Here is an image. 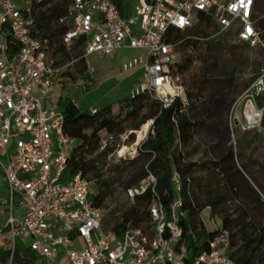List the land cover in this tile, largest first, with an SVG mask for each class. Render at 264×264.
<instances>
[{
	"label": "built area",
	"instance_id": "2783aa9c",
	"mask_svg": "<svg viewBox=\"0 0 264 264\" xmlns=\"http://www.w3.org/2000/svg\"><path fill=\"white\" fill-rule=\"evenodd\" d=\"M42 2L0 0V178L8 212L0 235L7 228L9 264L18 241L26 242L41 264H187L179 174H171L176 193L171 204L153 195L147 224L127 225L120 234L103 229L102 212L89 199L91 183L80 173L65 175L68 148L75 141L65 136L63 114L52 95L70 81L68 73L76 74L80 60L86 69L73 87L86 93L99 84L90 58L112 59L121 50H139L120 65L124 74H140L128 97L148 94L167 107L183 88L172 73L185 40L179 34L197 26L200 18L214 25L213 37L231 36L264 55V38L255 28V0H70L60 19L70 25L62 45L67 52L77 47L81 57L69 60L56 53L48 38L34 34L32 9ZM89 112L95 114L96 108ZM262 121L264 68L229 110L226 128L233 148L235 132L259 129ZM120 151L118 157L125 159ZM155 183L147 173L124 190V197L132 203L148 188L153 191ZM231 252L230 234L221 230L190 264H237Z\"/></svg>",
	"mask_w": 264,
	"mask_h": 264
},
{
	"label": "trees",
	"instance_id": "16d2710c",
	"mask_svg": "<svg viewBox=\"0 0 264 264\" xmlns=\"http://www.w3.org/2000/svg\"><path fill=\"white\" fill-rule=\"evenodd\" d=\"M69 5L70 0H43L32 9L34 34L48 38L56 45V53L66 60L81 57L77 47L67 52L62 45V36L70 29V25L61 23L60 19L66 17ZM254 20L256 30L264 38V0H255ZM209 25L208 20L200 18L196 27ZM197 28L186 30L184 36L182 35L185 38L182 47L187 50V54L172 72L174 77L181 79L182 87L184 82H190L191 88L184 93V98L176 97L169 106L163 107L158 99L144 94L134 99L127 96L117 106L107 105L91 114L89 109L78 107L70 98L59 97L63 132L75 141L65 175L80 173L91 183L89 199L100 211L110 209L115 203L114 190L111 187L115 178L127 176L122 186L124 195V190L136 186L147 173L155 177L153 191L148 188L143 194L136 195L132 203L125 198L128 209L120 214L113 227H103L120 234L127 225L139 227L141 223H148L146 209L153 195H157L165 206L171 204L176 196L171 174L176 171L181 180L179 196L185 212L182 222L183 238L187 247L185 262L190 264L208 248V242L219 231L226 230L231 238L230 257L237 264H264V187H261L253 176L246 174L244 166L243 169L237 167L232 146L226 150H202L195 144L202 123L193 115L196 108L192 104V97L195 94L191 92L197 90L199 94L203 89L213 90L207 102L214 104V98L233 85V78L229 76L226 78L227 82H216L215 85L201 79L205 77L206 71L195 66V62H200L201 59L200 53L196 52V44L201 43L205 50H211L219 46L220 38L200 42V31ZM7 39L10 43V36H7ZM261 58L260 68L257 74L246 81L247 86L264 68L262 52ZM195 68L198 69L194 71ZM85 69L84 60L77 62L76 74L68 73V84L76 83ZM95 73L98 74L97 71ZM149 121H152V125L147 137L139 144L135 156L128 162L129 166L115 165L107 174L103 173L99 164H103L114 152L117 146L114 139L128 133V137L132 139L133 134ZM200 153L201 159L210 157V160L202 164L193 162L192 158ZM197 167L201 174L196 172ZM261 167L264 169V166ZM254 183L259 185L261 190L256 188ZM247 201L249 202L246 203ZM233 203L236 207H242L241 215L236 219L228 212L224 214L218 209L223 204ZM205 208H210L213 215L218 214L221 220L219 231H206L200 220V213ZM234 226L240 227L239 234L243 240L239 250H234ZM248 227H252L254 234L246 232ZM3 232L7 233V228H4ZM9 255V248L0 251V263L9 264ZM36 260L37 257L28 249L21 253L15 248L11 264H36Z\"/></svg>",
	"mask_w": 264,
	"mask_h": 264
},
{
	"label": "rangeland",
	"instance_id": "374dc122",
	"mask_svg": "<svg viewBox=\"0 0 264 264\" xmlns=\"http://www.w3.org/2000/svg\"><path fill=\"white\" fill-rule=\"evenodd\" d=\"M17 3L21 5L20 2ZM195 28L197 27H193V29ZM197 30L200 31V42L205 43L210 38L218 40L217 37H213L215 36V28L212 24L209 26H201L200 28L198 27ZM183 34H179L180 38ZM183 38L184 37L181 39ZM196 52L200 53L201 59L200 62H195V66L204 68L206 71L205 77L201 79L215 85L216 82H227L226 78L229 76L233 78V85L230 89L223 90L221 95L216 96L214 98V104L212 102H207V98L212 94L213 90L203 89L199 94L197 90L191 92L195 94L192 97V104L196 108L193 115L202 123V128L196 136L195 144L202 150L209 148L213 150H218L220 148L221 150H226L230 146L233 147V139L229 136L226 128L229 110L234 100L247 87L246 81L257 74L260 68L259 63L262 61L261 52L258 48H246L243 47L242 44L237 43L234 39L224 37L220 38L219 46L211 50H205L201 43H197ZM138 54H140L139 50H121L112 59L90 58L88 63L98 72V86L89 92L83 93L80 89L74 88L73 85L67 83L61 85L55 93H53L52 100L56 101L59 97H67L82 109H99L107 105L117 106L128 96L130 84L140 78V74L130 78L128 74L122 73L120 71L121 62L128 57ZM186 54L187 50L180 45L177 50L178 59L181 61ZM198 68H195L194 71ZM177 83L180 85L181 79H179ZM190 88V82H184V87L179 92V95L184 98V93L189 91ZM215 104L217 105L216 109ZM151 125L152 123L150 121L144 124L139 131L133 134L132 139L128 137L129 133L114 139L117 145L114 152L103 164H99V168L102 172L107 174L115 165H122L123 167L129 166L128 162L135 156V150L142 140L147 137ZM234 139L235 148H233V152L237 167L243 169L244 166L246 174H248V176H253L254 180L258 181L261 187H264V169L261 167L264 166V121H262L261 127L254 131L247 133H242L240 131L235 132ZM68 149L71 153L73 147L70 146ZM122 150L125 159L118 157V152L120 151V154H122ZM209 160L210 157L201 159V153L192 158V161L198 164H202L203 162L207 163ZM196 172L201 174L198 167L196 168ZM126 178L127 176H122L120 178H115L112 182L111 187L114 190L115 203L110 209H101L103 227L105 229L113 227L120 214L128 209V202L123 195L122 187ZM253 185H256L255 187L260 189L259 185L256 183ZM248 202L249 201L246 203ZM252 204L254 203L252 202ZM6 208V191L5 187L0 184V228L4 226L7 218L8 212L2 211ZM218 209L224 214L228 212L229 215H232L233 219H236L241 215L242 207H236L233 203L230 205L223 204L218 207ZM18 213L19 210L15 204L14 215ZM200 220L208 232L219 231L221 228V220L218 214L213 215L210 208H205L200 213ZM239 229L240 227L237 226H234L232 229L235 241L234 250H239L243 245ZM246 232L248 234H254L252 227H248ZM6 248L7 237L0 236V251ZM16 248L22 253L27 249V243L18 241ZM35 263L41 264L39 260Z\"/></svg>",
	"mask_w": 264,
	"mask_h": 264
},
{
	"label": "crops",
	"instance_id": "0c3cea01",
	"mask_svg": "<svg viewBox=\"0 0 264 264\" xmlns=\"http://www.w3.org/2000/svg\"><path fill=\"white\" fill-rule=\"evenodd\" d=\"M137 74H139V73H138V72H135V73H132V74H128V76H129L130 78H132L134 75H137ZM96 76H97V74H96ZM132 84H133V82H132ZM132 84H130L128 90L130 89V87L132 86ZM0 184H1V186L4 187V182L2 181L1 178H0ZM18 210H19V209H18ZM2 211H6V209H4V210H2ZM19 213H20V210H19ZM2 234H3V235H2ZM2 234H1L0 236L7 237V233H4L3 230H2Z\"/></svg>",
	"mask_w": 264,
	"mask_h": 264
}]
</instances>
